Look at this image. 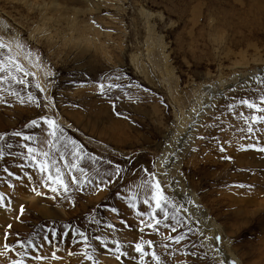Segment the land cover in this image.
<instances>
[{"label":"rangeland","instance_id":"1","mask_svg":"<svg viewBox=\"0 0 264 264\" xmlns=\"http://www.w3.org/2000/svg\"><path fill=\"white\" fill-rule=\"evenodd\" d=\"M0 42V264H264V112L241 103L264 107V75L243 83L264 66V0H0ZM188 115L164 174L227 261L159 167ZM44 152L67 192L39 171Z\"/></svg>","mask_w":264,"mask_h":264},{"label":"bare ground","instance_id":"2","mask_svg":"<svg viewBox=\"0 0 264 264\" xmlns=\"http://www.w3.org/2000/svg\"><path fill=\"white\" fill-rule=\"evenodd\" d=\"M252 6V5H251ZM254 6V5H253ZM247 7V6H246ZM249 7V6H248ZM250 9V8H249ZM251 10V9H250ZM247 11V10H246ZM245 11V12H246ZM253 11V10H252ZM256 11V10H255ZM255 11H253L255 13ZM257 11L261 12L260 11V8L258 7L257 8ZM249 12V11H247ZM252 12V13H253ZM243 14V13H242ZM241 14V15H242ZM246 14V17H247V13ZM249 14V13H248ZM250 15V14H249ZM252 16V15H251ZM250 22V21H249ZM256 22V21H254ZM257 26H259V24H257ZM15 39V45H18L19 44V41L17 38H14ZM14 45V46H15ZM19 53V52H18ZM34 58V57H33ZM35 59V58H34ZM32 64L33 61H30ZM35 62L37 63V60L35 59ZM35 62H33L35 64ZM38 64V63H37ZM33 65V64H32ZM42 65V64H40ZM38 66V65H37ZM35 67V66H34ZM40 68L38 70H41V71H36V72H40V76L41 77H44L45 73L47 70H45V68L43 66H39ZM264 66L261 67V69L257 70L258 74L254 75L253 77H248L247 81L244 82V85L246 87L249 88L250 85H252L253 83L256 82L255 80V77L258 76H261V75H264L262 74V72H264L263 70ZM34 69V68H33ZM47 69V68H46ZM49 72V71H48ZM48 77V76H47ZM258 78V77H257ZM42 82V81H41ZM46 82V81H45ZM213 91H206L205 93H201L199 94V103H198V106L196 107L195 111L192 110L191 112H193V114L196 113V111H199L203 108V106L205 105V103H207V99H209L211 97V95H213ZM205 102V103H204ZM196 103V102H195ZM197 105V104H195ZM189 116V115H188ZM193 115L192 116H189L188 120L184 119L183 120V123L181 125V131L180 133H177L179 136H178V139L175 141L173 147L171 150H169L168 152H166V154H164L162 156V158L159 160V167H160V170H162L163 174L165 173L164 170L166 169H169L168 168V165L170 167V165H176L177 162H175V156H172L173 153L175 151H177V149L179 148V145L180 147L184 146V144L188 141V137H189V134H188V130H186V127H187V123L189 120H193L192 119ZM191 118V119H190ZM186 130V131H185ZM260 137V136H259ZM175 138V137H174ZM169 148V147H168ZM177 154V153H176ZM180 165V164H179ZM166 166V168H164ZM173 168V167H172ZM173 171V170H172ZM175 171V170H174ZM180 171V170H179ZM168 173V172H167ZM181 176V175H180ZM162 177V176H161ZM168 176H166L165 174L163 175V178H167ZM169 178V177H168ZM167 178V182H169L170 186H169V190L172 194L175 195L176 198L180 199V200H184L186 199V196L185 195H181V194H186V193H190L191 195L189 196L190 198V203H181L180 207L183 211H185V213L196 219V221L198 222V224H201V225H205V229L203 231L207 232L208 236L206 238V241L207 243L209 244L208 246L211 248L212 252H214L216 255L219 254V252L222 254L221 257H219L220 261H227L228 259L230 260V253L227 252L226 248L224 247V245L222 243H220V241L217 239V237L220 235V231H219V228L217 226H215L216 224H214L208 217H206V214L203 213L202 210H200L201 208H199V203H198V199H196L195 197L193 198L192 196V193L190 191V189L186 186V184L184 182H181L179 176H178V179L174 182L172 181L171 179L168 180ZM178 182V183H177ZM194 194V193H193ZM214 236V238H213ZM219 256V255H218ZM224 258H223V257ZM232 262V261H231Z\"/></svg>","mask_w":264,"mask_h":264},{"label":"snow or ice","instance_id":"3","mask_svg":"<svg viewBox=\"0 0 264 264\" xmlns=\"http://www.w3.org/2000/svg\"><path fill=\"white\" fill-rule=\"evenodd\" d=\"M17 46L19 47L20 45H17ZM6 47H7V45H5L4 43L0 42V49H4ZM9 51H11V49H9ZM8 62L14 65L15 70L23 72L24 75H30V73L24 71V67H23L22 64H20L17 61H14L11 57L8 58ZM4 71H6V67H5V65L3 63H0V72H4ZM13 79H16L17 83H22V81L19 80L16 77H13ZM101 88H103V85H101ZM29 99H32V98L29 97ZM241 103L246 105L249 109H255L258 112H264V107H260V106L256 105L255 103L249 102L247 100H244ZM261 104L264 105V98H261ZM257 121L260 122V123H264V119H261V118H257ZM33 123L36 124L35 121ZM45 123L48 125V127L50 129H53L54 126H55V121H52V120H45ZM251 130L252 129L249 128L250 132H251ZM14 135L20 136L21 133L17 132V133H14ZM50 135L54 136L55 135V131L51 132ZM24 139L28 140L29 137L25 136ZM27 150H28L29 153H33V154L36 151V150H34L32 148H28ZM260 150L264 151V149H260ZM42 155L45 157L44 161L43 162L37 161V165H38L39 171L42 174L47 172L48 180L52 181L55 184H59V186L62 187L65 192H67L68 191V185L63 181V179H62V177L60 175V169H58V168L56 169V176L53 177L52 174H51L50 168H49L48 153L44 152V153H42ZM77 155L79 156V153H77ZM81 171H83V170L81 169ZM118 171H119V169H117V172ZM10 175H11V173H10ZM72 182L73 183H78L75 177L72 178ZM45 186H48V185L45 184ZM150 188H151V193H152L151 194V200L155 202L156 208H158L161 211H163L164 218L167 219L168 212L164 210V206L168 203V199L164 195L163 190L160 188L159 182L155 181L153 184L150 185ZM50 190L52 192H58L59 189L57 187H51ZM3 199H4L3 196H0V201H3ZM144 203L145 204H149V200L145 199ZM2 206H3V204H0V207H2ZM131 206L132 207H136L135 203H132ZM150 219H153L154 223L153 224H149L148 227L155 228V225L160 224V220L155 218L154 216L150 217ZM78 235L83 236L84 234L81 232V233H78ZM135 250L137 252H140L141 254H143V251H144L143 250V246L141 244H137ZM153 256H154V258H156L154 253H153ZM156 259L158 260V258H156Z\"/></svg>","mask_w":264,"mask_h":264}]
</instances>
